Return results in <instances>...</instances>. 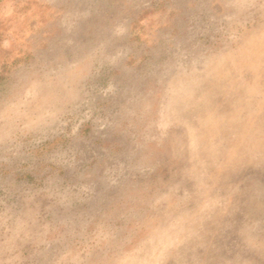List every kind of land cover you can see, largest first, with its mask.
Here are the masks:
<instances>
[{
  "label": "rangeland",
  "instance_id": "1",
  "mask_svg": "<svg viewBox=\"0 0 264 264\" xmlns=\"http://www.w3.org/2000/svg\"><path fill=\"white\" fill-rule=\"evenodd\" d=\"M0 264H264V0H0Z\"/></svg>",
  "mask_w": 264,
  "mask_h": 264
}]
</instances>
